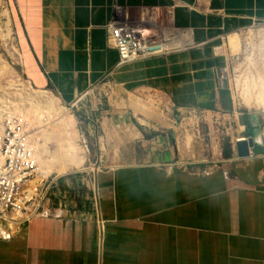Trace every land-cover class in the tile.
Segmentation results:
<instances>
[{
    "label": "crops",
    "instance_id": "0c3cea01",
    "mask_svg": "<svg viewBox=\"0 0 264 264\" xmlns=\"http://www.w3.org/2000/svg\"><path fill=\"white\" fill-rule=\"evenodd\" d=\"M4 1L35 90L73 104L108 85L220 120L233 104L216 76L231 59L225 38L264 24V0ZM125 16L146 25L147 36L178 29L193 43L119 66L106 28ZM239 115L250 127L211 162L189 154L176 162L164 144L141 163L96 173L93 213L50 193V215L10 235L0 227V264H264V152L240 159L236 151L237 139L263 138L264 130L256 115Z\"/></svg>",
    "mask_w": 264,
    "mask_h": 264
},
{
    "label": "rangeland",
    "instance_id": "374dc122",
    "mask_svg": "<svg viewBox=\"0 0 264 264\" xmlns=\"http://www.w3.org/2000/svg\"><path fill=\"white\" fill-rule=\"evenodd\" d=\"M263 29L264 24H258L225 38L223 56L231 59L229 67L223 70L227 72L233 104L231 113L221 120L211 114L184 115L174 111L161 96H125L108 85L91 89L78 103L66 104L52 90L40 92L28 84L11 12L5 1L0 0V132L7 116L28 117L32 146L38 147L40 158L48 160L55 152L53 173L42 172L45 167L35 152L43 176L53 179L48 197L60 190L64 199L93 213L91 181L106 168L141 163L155 146L156 150L164 151V144L175 153L176 162L188 154L196 161L211 162L243 131L245 119L239 114L248 111L257 116L258 130H264V110L256 103L257 93L264 96ZM178 48L182 47L171 49ZM246 86L255 90L249 102ZM59 111L70 119V127L63 132L56 124ZM41 118L47 128L40 125ZM188 136L191 137L189 146L185 143ZM68 141L78 151L74 158H82L83 163L68 167L64 175H57L56 166L63 165L60 158Z\"/></svg>",
    "mask_w": 264,
    "mask_h": 264
},
{
    "label": "built area",
    "instance_id": "2783aa9c",
    "mask_svg": "<svg viewBox=\"0 0 264 264\" xmlns=\"http://www.w3.org/2000/svg\"><path fill=\"white\" fill-rule=\"evenodd\" d=\"M106 31L107 47L116 51L119 66L175 50L152 51L162 43L163 36H147L146 25L134 23L126 16L112 21ZM216 76L220 87L231 93L226 70H218ZM30 124L19 115L7 116L0 132V227L8 230V235L52 211L48 192L53 179L45 178L41 172L31 142Z\"/></svg>",
    "mask_w": 264,
    "mask_h": 264
},
{
    "label": "bare ground",
    "instance_id": "6f19581e",
    "mask_svg": "<svg viewBox=\"0 0 264 264\" xmlns=\"http://www.w3.org/2000/svg\"><path fill=\"white\" fill-rule=\"evenodd\" d=\"M262 31L264 32V29ZM161 39H162V43H160L157 46V48H155L152 51L161 52V51H165V50H171V48H174V47H184L188 44L193 43L192 36L188 32H185V33H178L177 32V33H173L172 35L171 34L168 35V33L167 34L164 33V35ZM247 62H250V60H247ZM249 86H251V85H249ZM246 87H247L246 91H247L248 102H249L251 100V98H250L251 94L253 93L252 91H255V90H254V88L249 89L248 86H246ZM263 92H264V89H263ZM256 103H257L258 107H260L264 110V96H262V93H260V92L257 93ZM50 104L54 107V104H52V103H50ZM59 115H60V117L57 120L56 124L58 125V129H60V131L63 132L70 127V121H69L70 119L65 114V112L59 111ZM27 119H28V117H27ZM39 120H40V125L42 127H45L46 125H45L44 119L41 118ZM46 128H47V126H46ZM61 129H64V130H61ZM73 140L74 139H71V141H73ZM34 150H35L36 154L39 155L38 147H34ZM62 153H63V155L60 158V163L62 162L63 165L58 164L56 166L55 173H57V175H64L66 173L67 168L74 165V164L76 166L82 165V163H83L82 158H80V159L74 158V153H76V155H77L78 151L76 152L74 147L71 145L70 141H68L67 144H65V147H64ZM39 159L41 160V163H43V165L45 167L44 171H42V170L41 171L44 173V172H46V170H48L49 172L53 173L55 168H54V165L52 163L55 162V152L51 156V158L48 160L41 159L40 155H39ZM74 160H76V161H74ZM57 168H58V170H57Z\"/></svg>",
    "mask_w": 264,
    "mask_h": 264
},
{
    "label": "water",
    "instance_id": "95a60500",
    "mask_svg": "<svg viewBox=\"0 0 264 264\" xmlns=\"http://www.w3.org/2000/svg\"><path fill=\"white\" fill-rule=\"evenodd\" d=\"M237 156L240 159H246L251 154H262L264 149L262 147V138L259 135L249 137L236 143Z\"/></svg>",
    "mask_w": 264,
    "mask_h": 264
},
{
    "label": "trees",
    "instance_id": "16d2710c",
    "mask_svg": "<svg viewBox=\"0 0 264 264\" xmlns=\"http://www.w3.org/2000/svg\"><path fill=\"white\" fill-rule=\"evenodd\" d=\"M244 124L250 127V125L246 121H244Z\"/></svg>",
    "mask_w": 264,
    "mask_h": 264
}]
</instances>
